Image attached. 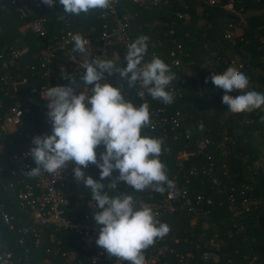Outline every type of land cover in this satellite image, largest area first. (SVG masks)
<instances>
[{"label": "trees", "instance_id": "16d2710c", "mask_svg": "<svg viewBox=\"0 0 264 264\" xmlns=\"http://www.w3.org/2000/svg\"><path fill=\"white\" fill-rule=\"evenodd\" d=\"M30 1L0 0V49L4 46H28L29 49L22 59L21 69L11 68L14 74L28 77V82L18 85L19 92L11 88L9 93L1 90L0 83V98L5 108L18 100L24 101L30 87L44 81L42 72L30 69L35 52L43 47V38L25 28L29 19L22 17L20 12L21 8L30 5ZM230 2L234 10L225 8ZM116 8L119 16H127L131 35L149 37L150 49L144 61L159 57L177 75L170 85V90L175 92L172 104L153 100L147 92L145 99L135 94L133 100L138 105L147 103L149 111L162 108L161 115L168 118L180 112V124L175 126L169 119L154 128L150 125L143 128L141 134L162 138L160 160L167 166L169 179L175 185L187 187L190 195L203 196L198 210L184 208L159 219L170 227L168 243L176 247L174 252L166 255L169 264H264V121L261 120L264 107L251 113L234 114L222 102L225 92L211 81L213 74L235 66L249 78V90L264 93V0H218L213 4L208 0H117ZM62 11L63 5L56 0L49 12L50 35L61 29L89 32L94 36L101 32V10L79 16L66 15L61 21L57 17L63 14ZM241 17L245 22L239 24ZM237 28L242 29L240 35H235ZM228 31H232L231 37L227 36ZM116 48L122 68L126 67L127 48L119 44ZM152 51L155 54H150ZM111 55H114L113 51ZM174 59H180L178 65L173 64ZM84 71L73 75L69 70L64 76H75L82 84L80 75ZM4 73L0 68V75ZM116 75L109 77L106 74V81L119 87ZM64 76L57 85L69 83ZM83 87L82 84L81 89ZM87 87L90 90L91 86ZM81 89L76 93L79 94ZM34 111L36 128L41 131L45 125L44 115ZM31 121V116H26L25 125L11 134L13 143H7L0 153V211L15 215L11 228L0 214V250L11 251L15 264H68L70 251H76L73 261L84 254L83 250L77 254L81 247L75 233L49 226L41 231L42 237L37 244L33 232L26 235L18 232L21 225L30 221L19 205L16 191L9 187L10 183H16V190L20 187L11 174L10 157L26 145L23 132L30 128ZM202 139L208 140V148L204 153H197V143ZM181 152L189 153L188 158L179 159ZM84 171L99 180L100 169L96 165L91 164ZM118 174V170L113 172V176ZM110 180L102 181L105 191H109ZM67 183L71 199L69 214L84 215L88 210L87 202L91 200L90 190L81 182L76 183L74 178H69ZM118 188L134 195L138 206L139 197L150 201L162 196L151 189L135 192L124 182H120ZM150 194L154 198L148 196ZM231 195L240 207L245 196L257 199V206L252 205L250 211L236 214ZM22 236L24 240L20 243ZM174 238H179V242L175 243ZM151 247L145 251V258ZM204 252H210L211 257L205 259ZM181 253L187 256L185 262L179 261ZM214 254L219 258L215 259Z\"/></svg>", "mask_w": 264, "mask_h": 264}, {"label": "clouds", "instance_id": "9594fccd", "mask_svg": "<svg viewBox=\"0 0 264 264\" xmlns=\"http://www.w3.org/2000/svg\"><path fill=\"white\" fill-rule=\"evenodd\" d=\"M116 0H59L63 14L79 16L93 10L109 9ZM53 7L56 0H42ZM149 37H138L127 46L124 59L126 67L120 68L111 59L92 58L80 65L85 71L80 75L84 86H91L88 92L77 89L82 84L75 76H64L68 84L48 87L43 98L48 100L47 116L52 122L50 135H37L33 138L29 155L35 167L25 172L30 178L45 173L54 176L59 170L74 164V180L90 190L91 200L100 211L94 213V220L100 225L95 243L104 248L109 256L128 264H146L145 251L158 239H163L170 227L158 219V212L147 204H139L134 195L118 188L120 182L135 192L151 189L160 194L175 189L169 179L167 166L160 160L163 139L144 136L143 128L150 125V112L147 103L134 106L122 95L120 87L106 81L107 76L119 73L127 79L129 87L146 90L153 100L165 105L173 103L175 92L170 85L177 79L170 67L159 57L144 62ZM73 52L88 56V41L79 33L72 36ZM104 81V82H102ZM212 83L225 94L222 102L234 114L251 113L264 107V93L249 90V78L238 67L229 66L220 74L211 76ZM207 83V78L205 80ZM228 93H237L229 95ZM139 97L144 91L137 93ZM264 121V117H261ZM203 128V124L200 125ZM104 151L97 155V149ZM89 164L96 165L99 180L88 175L83 169ZM118 170V175L113 172ZM111 178L105 191L102 181Z\"/></svg>", "mask_w": 264, "mask_h": 264}, {"label": "built area", "instance_id": "2783aa9c", "mask_svg": "<svg viewBox=\"0 0 264 264\" xmlns=\"http://www.w3.org/2000/svg\"><path fill=\"white\" fill-rule=\"evenodd\" d=\"M213 4L218 0H208ZM116 2L106 10H101L100 17L103 19L102 30L97 35H92L89 32L81 33L71 29H61L59 33L54 35L49 34V12L50 7L42 3V0H31L30 5L26 8H21L20 12L22 17L29 20L25 24V28L34 33L35 35L43 38L42 49L34 54V60L31 62V68L42 72L44 81L41 84H33L30 87L29 94L24 101H17L9 107H4V101L0 98V153L3 147L7 143H13L11 134L23 127L26 123V116H31L32 125L29 129L24 131V135L27 138L26 145L20 150L13 153L10 157L12 164L11 174L16 177L17 184L20 187L16 190L14 185L16 183H10L9 187L16 191V197L19 201L20 207H22L28 214L30 223L23 224L18 228V232L26 235L34 233L36 237V243L39 244L41 237V231L49 226H53L55 229H66L77 236V243L84 251L83 256L75 259L76 251L69 252V258L66 262L68 264H128V262L117 261L115 257L109 256L107 251L96 245L95 241L98 238L100 225H97L93 216L96 211H100L96 206V203L92 200L87 202L88 210L84 215H71L69 211L71 209V199L68 192L69 178H74L72 168L74 164H69L68 168L59 170L54 176L50 173L45 175L30 178L25 172L34 168L36 165L29 155V151L34 145L32 140L37 135H50L52 132V122L47 116L49 111L47 108L48 100L43 98V91H46L48 87H54L60 83L61 77L66 75L69 70L73 75H78L81 70H84L80 65H83L85 61H89L92 58L100 57L113 60L118 63L116 66L122 68V59L117 52L116 45H122L127 48L128 44L134 42L137 37L129 33V22L127 16H119ZM225 8L229 10L233 9V3L230 2L225 5ZM243 17L240 18L239 24L244 23ZM234 27L233 25H230ZM81 34L87 41L89 55L84 56L78 52H73L74 42L72 36L75 34ZM232 31H228L227 36H232ZM264 44V39H262ZM159 44L161 42L159 41ZM147 50L150 49L147 43ZM28 46L22 48L4 46L0 49V68L5 71L0 75L1 90L5 93H9L11 88L13 91L19 92V84L28 82V77L21 76L20 74H14V70L11 68L21 69L22 59L28 52ZM113 51L114 55H111ZM150 54H155L152 51ZM149 62V61H144ZM180 59H174L173 64L178 65ZM31 72V73H33ZM110 77V76H109ZM21 79V81H19ZM119 87L122 86L121 91L124 98L131 101L134 106H139L137 102L133 100V96L140 91H144L145 95L140 99L146 98V90L136 86L129 87L127 79L121 78L119 73L116 75ZM80 91V89H78ZM82 91L88 92L89 87L84 86ZM135 97V96H134ZM40 112L44 116L45 125L44 128L39 131L36 128V120L34 113ZM164 110L157 108L156 110H150V126L154 128L158 123H165L169 119L175 125L178 126L181 120V113L177 112L171 118L162 116L161 113ZM22 131V130H21ZM208 148V140L202 139L197 143V153H204ZM105 149L100 146L97 149V155L103 152ZM189 153L181 152L178 155L179 159L188 158ZM91 164L86 168H90ZM1 170V168H0ZM85 170V169H83ZM189 180L187 179V182ZM79 181H76L78 183ZM245 191L242 190V193ZM154 198L153 194H150ZM140 204H147L155 212H158V219L164 214L173 213L177 210H183L184 208H190L192 210H198V204L201 202L203 196L190 195L187 187L175 185V189L166 191L159 199H151L145 201L139 197ZM211 199L208 200L210 202ZM232 208L236 214L241 211H250L251 206H257V199H250L245 196L241 200V207L235 204V197L231 195ZM240 207V209L238 208ZM0 214L5 224H8L11 228L14 227L15 215L1 210ZM243 228V226H242ZM24 240V236L20 238V243ZM168 236L163 239H158L155 242V247H151L146 256V264H169L166 255L175 251L174 246L168 243ZM174 242L178 243L179 238H174ZM213 242V241H212ZM50 251V248L47 249ZM58 252V250H56ZM65 254V252L63 253ZM178 255V254H177ZM179 261L185 262L187 256L179 254ZM203 257L209 259L211 257L210 252H204ZM214 258L218 259V255L214 254ZM0 264H15L14 255L11 251L0 250Z\"/></svg>", "mask_w": 264, "mask_h": 264}, {"label": "rangeland", "instance_id": "374dc122", "mask_svg": "<svg viewBox=\"0 0 264 264\" xmlns=\"http://www.w3.org/2000/svg\"><path fill=\"white\" fill-rule=\"evenodd\" d=\"M241 33H242L241 28H237V30H235V35H240Z\"/></svg>", "mask_w": 264, "mask_h": 264}]
</instances>
